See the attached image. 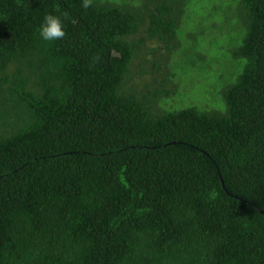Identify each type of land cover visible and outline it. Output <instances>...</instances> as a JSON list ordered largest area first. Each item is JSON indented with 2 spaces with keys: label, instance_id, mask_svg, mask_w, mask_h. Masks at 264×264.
I'll use <instances>...</instances> for the list:
<instances>
[{
  "label": "trees",
  "instance_id": "1",
  "mask_svg": "<svg viewBox=\"0 0 264 264\" xmlns=\"http://www.w3.org/2000/svg\"><path fill=\"white\" fill-rule=\"evenodd\" d=\"M81 4L0 0V264H264V0L215 102L177 108L225 8Z\"/></svg>",
  "mask_w": 264,
  "mask_h": 264
},
{
  "label": "rangeland",
  "instance_id": "2",
  "mask_svg": "<svg viewBox=\"0 0 264 264\" xmlns=\"http://www.w3.org/2000/svg\"><path fill=\"white\" fill-rule=\"evenodd\" d=\"M238 1L239 0H193V7L198 10V17H201L202 15H208L211 8H214L217 4H221L225 9H221L222 12H220V15H226L229 18V23L227 24V26L223 24V33L217 36L212 43V47L210 49H207V54L205 57L206 59L198 61L199 69L202 70L205 75L203 76L202 73V80L201 78H198L197 80L199 81L197 82L196 80L191 81L194 80L192 78H195L194 71H192V73L187 71V74H185L184 72V74L186 75V86L188 87L182 88L176 96L175 100L178 102L176 104V108L185 105L181 103L182 101L189 103L191 101V97H188L186 99L184 98L192 94V101L195 100L197 104H204L206 101H208L207 103L213 104L215 102V100H213V98H215L214 92L217 88H219L218 86L221 83V80L219 82L218 74L222 73L224 77L226 76L227 81H229V79H232L229 78V75L233 70L237 68L238 64L232 63V61H234V58L231 54L223 52L228 46L236 45L237 40H240L239 37L242 25L240 23V20L238 19ZM216 16L219 15L217 14ZM213 21H217V19H214ZM217 23L219 24L218 26L221 28L222 23H219V21H217ZM213 31L214 29L212 30V32ZM208 34L211 33L209 32ZM210 38L211 36H208L207 39ZM149 44L151 45V43ZM209 61L211 63L210 66H208V69H205L207 68L205 67V65L207 66V63H209ZM222 62H224V64H222ZM182 77L184 79V76ZM192 82H194L193 92L191 89L192 86L190 87V85H193ZM181 91L183 93H181Z\"/></svg>",
  "mask_w": 264,
  "mask_h": 264
},
{
  "label": "clouds",
  "instance_id": "3",
  "mask_svg": "<svg viewBox=\"0 0 264 264\" xmlns=\"http://www.w3.org/2000/svg\"><path fill=\"white\" fill-rule=\"evenodd\" d=\"M94 6V0H82L81 7L89 9ZM65 18L67 13L64 14ZM39 37L45 42H53L61 40L65 37L66 32L64 30L63 23L60 17L52 14H48L44 17L43 23L38 29Z\"/></svg>",
  "mask_w": 264,
  "mask_h": 264
},
{
  "label": "water",
  "instance_id": "4",
  "mask_svg": "<svg viewBox=\"0 0 264 264\" xmlns=\"http://www.w3.org/2000/svg\"><path fill=\"white\" fill-rule=\"evenodd\" d=\"M263 177H264V176H263ZM260 212H261L262 214H264V207H263V209L260 210Z\"/></svg>",
  "mask_w": 264,
  "mask_h": 264
}]
</instances>
